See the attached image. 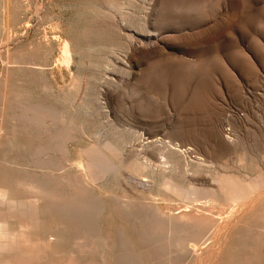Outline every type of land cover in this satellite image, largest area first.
<instances>
[{"label": "rangeland", "instance_id": "374dc122", "mask_svg": "<svg viewBox=\"0 0 264 264\" xmlns=\"http://www.w3.org/2000/svg\"><path fill=\"white\" fill-rule=\"evenodd\" d=\"M0 184L8 264H264V0H0Z\"/></svg>", "mask_w": 264, "mask_h": 264}, {"label": "bare ground", "instance_id": "6f19581e", "mask_svg": "<svg viewBox=\"0 0 264 264\" xmlns=\"http://www.w3.org/2000/svg\"><path fill=\"white\" fill-rule=\"evenodd\" d=\"M204 23V22H203ZM57 115V114H56ZM59 118V117H58ZM30 121V120H29ZM204 134V133H203ZM232 135V134H231ZM141 136V135H140ZM183 138V137H182ZM189 138V137H188ZM156 140V139H155ZM160 141V140H159ZM163 141V140H162ZM163 143H165V141H163ZM158 144V143H157ZM172 144V143H171ZM164 145H166V144H164ZM155 146H157V145H155ZM181 147V146H180ZM224 147V146H223ZM185 152H186V150H185ZM88 157H89V160H90V162L89 163H86V164H89V168H90V171H91V173L92 174H94L95 175V177H98L99 175H101V174H103L104 172H106V171H108L109 169H111V167H112V164H111V162L109 161V159L105 156V155H103V154H101V153H99V152H95L94 150H93V152L92 151H88ZM87 161V160H86ZM207 161V160H206ZM208 162H210V161H208ZM160 164V163H159ZM167 164V163H166ZM164 165V164H163ZM162 165H160V167H161ZM166 166V165H165ZM79 167H81V166H79ZM78 167V168H79ZM160 167H157V168H159L160 169ZM156 168V169H157ZM166 168V167H165ZM155 169V170H156ZM162 169H163V167H162ZM158 170V169H157ZM165 170H167V168L165 169ZM161 171V170H160ZM164 171V170H163ZM159 172V171H158ZM165 172V171H164ZM163 172V173H164ZM207 172V171H206ZM162 172H160V174H161ZM167 174V173H166ZM158 175H159V173H158ZM164 175V174H163ZM162 175V176H163ZM165 176V175H164ZM201 176V175H200ZM188 177V176H187ZM98 178H100V177H98ZM97 178V179H98ZM171 178V177H170ZM191 178V177H190ZM94 179V178H93ZM133 179V178H132ZM207 179V178H206ZM236 179V178H235ZM100 180V179H99ZM136 181V180H135ZM137 181H138V179H137ZM145 180H142V182L141 183H143V184H145L146 182H144ZM25 182V181H24ZM29 182V181H28ZM23 183V182H22ZM21 183V184H22ZM26 184H27V182H25ZM31 183V182H30ZM46 183V182H45ZM94 183H96V182H94ZM139 183V182H138ZM150 183V182H149ZM222 186H221V184L219 183V185L220 186H218V187H221V188H217V190L220 192V193H227V194H229V195H231V196H238V195H240L241 194V192H242V190H241V188L238 186V185H236V183H234V182H232L231 180H229V179H223L222 180ZM20 184V183H19ZM20 184V185H21ZM26 184L25 185H22L23 187H25L26 186ZM140 184V183H139ZM148 184V183H147ZM0 185H2V184H0ZM5 185V184H4ZM31 185V184H30ZM33 185V184H32ZM35 185V184H34ZM46 185H47V183H46ZM151 185V184H150ZM178 184H175V183H173L171 180H165V184H164V187L166 188V189H168L170 192L172 191V192H178L180 189L178 188V186H177ZM29 186V185H28ZM27 186V187H28ZM36 186V185H35ZM7 187L8 186H3V188L4 189H7ZM34 187V186H33ZM144 187V186H143ZM179 187H180V185H179ZM8 188H10V187H8ZM35 188V187H34ZM145 188V187H144ZM0 189H1V186H0ZM216 189V188H215ZM1 190H3V189H1ZM27 190V189H26ZM29 190V189H28ZM191 190V189H190ZM189 190V191H190ZM8 191H9V189H8ZM43 191V190H42ZM51 191V190H50ZM194 191V190H193ZM192 191V192H193ZM195 191H196V189H195ZM13 192V191H12ZM27 192V191H26ZM39 192V191H38ZM37 192V193H38ZM188 192V191H187ZM191 192V191H190ZM191 192V193H192ZM7 192H4V190L3 191H0V264H8V260L10 259V257L11 256H14V255H11L12 253L11 252H13V251H23L24 252V257H25V254H26V256L28 255H34V253H36V254H38V252H35V248H34V246L32 245V244H30L29 243V241H28V239H26V238H24V239H20V238H18L15 234H17V232L15 233V232H13L12 233V231L11 232H9L8 231V229H7V227H6V223H7V221H8V219H10V218H14V216L16 215L15 213H17V211L18 210H20V207H21V204H18L17 202H18V200H20V201H22V199H17V200H15V198H14V200L16 201H14L13 200V197L14 196H11L12 195V193L9 191L8 192V194H11V195H9V197L11 196L12 197V199H11V197L9 198L8 196H7V194H6ZM18 193V192H17ZM48 193V192H47ZM54 193V192H53ZM189 193V192H188ZM194 193H196V192H194ZM209 193V192H208ZM46 194V193H45ZM171 194V193H170ZM215 194V191H212L211 192V194L209 195V196H211V195H214ZM260 194V193H259ZM18 195V194H17ZM16 196V195H15ZM25 196V195H24ZM253 196V195H252ZM185 197V196H184ZM251 197V196H250ZM239 199V198H238ZM254 199V198H253ZM24 200V199H23ZM224 200V199H223ZM19 201V202H20ZM248 201H250V200H248ZM252 201V200H251ZM250 201V202H251ZM253 202H255L254 200L252 201V203ZM183 203V202H182ZM231 203V202H230ZM233 203V202H232ZM231 203V204H232ZM242 203V202H241ZM240 202H239V204H238V206L239 205H241V207H244V208H246V205L244 206L243 204H245V203H248L247 201H245L244 203H242L241 204ZM185 204V203H184ZM235 204V203H234ZM233 205V204H232ZM243 205V206H242ZM27 206V205H26ZM235 206H237V204L235 205ZM234 206V207H235ZM249 206V205H248ZM236 208H238V207H236ZM251 208V207H250ZM1 210H4L5 211V216L4 215H2V211ZM29 210V209H28ZM234 210V209H233ZM246 210V209H245ZM241 211V210H240ZM65 212V211H64ZM80 212V211H79ZM234 212V211H233ZM232 212V213H233ZM246 212V211H245ZM15 214V215H14ZM229 215V214H228ZM232 214L230 213V216H231ZM237 215V214H236ZM239 215V214H238ZM240 215H242L241 214V212H240ZM75 217L77 216V215H74ZM233 216V215H232ZM64 217V216H63ZM62 217V218H63ZM79 217V216H78ZM240 217V216H239ZM239 217H236V219L237 218H239ZM234 218V217H233ZM76 219H77V217H76ZM79 219V218H78ZM230 219H232V217L230 218ZM218 220V219H217ZM11 221V220H10ZM225 221V220H224ZM234 221V220H233ZM76 222H78V221H76ZM227 223H228V225L229 226H231V224H229V222L228 221H226ZM226 222H224L225 224H226ZM234 223H236V222H234ZM233 223V224H234ZM17 224V223H16ZM16 224H14L15 226H17ZM224 224V226L226 227V225ZM19 225V224H18ZM35 221H30L28 224H23V225H20V230H22V232L23 231H25V230H28L29 228H32V227H35ZM227 225V227H229ZM233 226V225H232ZM231 226V227H232ZM221 227V226H220ZM222 227H223V225H222ZM12 228H13V226H12ZM16 227H14V229H15ZM78 228V227H77ZM233 228V227H232ZM232 228H230V229H228V231L226 232L227 234H229L230 233V231L229 230H231ZM217 229V228H216ZM223 229L225 230V229H227V228H224L223 227ZM221 230L222 232H224V230ZM218 230L220 231V229H217L216 231L218 232ZM254 230V229H253ZM30 231V230H29ZM220 231V232H221ZM19 232V231H18ZM47 232V231H46ZM216 232V233H217ZM229 232V233H228ZM31 233H32V231H31ZM30 233V234H31ZM215 234V233H214ZM219 234V233H218ZM222 234H224V233H221V236H222ZM44 235H46L47 236V234H44ZM33 235L31 234V239L33 238L32 237ZM43 236V235H42ZM220 236V235H219ZM228 236V235H227ZM227 236L225 235L224 237H226L227 238ZM47 237H49V236H47ZM50 237H53V236H50ZM49 237V238H50ZM212 237H214V236H212ZM216 237H217V235L214 237L215 238V240H217V242H218V240L221 242V238H223V236L220 238V237H218V238H220V239H216ZM41 238V237H40ZM30 239V240H31ZM225 239V238H224ZM224 239H222V242H224V243H226L225 242V240ZM34 240V238L31 240V241H33ZM39 240V239H38ZM43 240H44V238H43ZM45 240H48V239H45ZM215 240H211L212 242H213V250L215 251V248L217 247V246H219V244L215 247L214 245L216 244H214V241ZM40 241H42L41 239H40ZM51 241V240H50ZM52 241H54L53 240V238H52ZM193 241H195V240H193ZM210 241V240H209ZM43 243V242H42ZM199 243V242H198ZM44 244V243H43ZM189 244V243H188ZM191 244V243H190ZM194 244V243H193ZM202 244V243H201ZM212 243H210L209 245H211ZM184 245V244H183ZM195 245V244H194ZM208 245V248H210L211 246H209ZM195 246H197V244L195 245ZM225 246V245H224ZM224 246H222L223 248H224ZM186 247L188 248V246H187V243H186ZM193 247V246H192ZM43 248V247H42ZM199 248V247H198ZM207 248V249H208ZM218 248V247H217ZM189 249H190V246H189ZM192 249V248H191ZM196 249V248H195ZM201 249H203V248H201ZM206 249V250H207ZM222 249V248H221ZM38 250V249H37ZM205 250V249H204ZM210 251H211V248L209 249ZM219 250L220 249H218V253L217 254H219ZM223 250V249H222ZM39 251H41V250H39ZM192 251H193V249H192ZM196 251V250H195ZM200 251H202V250H200ZM43 252V251H42ZM41 252V253H42ZM206 252V251H205ZM204 252V253H205ZM208 252V251H207ZM212 252V251H211ZM211 252H210V255H211ZM217 252V251H216ZM13 253H15V252H13ZM40 253V252H39ZM47 253V252H46ZM191 253V252H190ZM209 253V252H208ZM220 253H222V251L220 252ZM196 254V253H195ZM206 254V253H205ZM216 254V255H217ZM16 255H17V253H16ZM190 255V254H189ZM199 255V254H198ZM208 254H206V256H207ZM210 255H208V257L210 256ZM17 256H19V255H17ZM35 256V255H34ZM41 256H42V254H41ZM46 256V255H45ZM44 256V257H45ZM200 257H201V255H199ZM212 256V255H211ZM20 257V256H19ZM18 257V258H19ZM75 257H76V255H75ZM196 258V255L194 256L193 255V258ZM202 257H204V256H202ZM201 257V258H202ZM216 258L218 257V256H215ZM215 257H214V260H215ZM17 258V259H18ZM32 258V257H31ZM192 258V259H193ZM211 257H209V259H210ZM21 259V258H20ZM26 259V258H25ZM27 259H29V258H27ZM38 259H39V257H38ZM38 259H36V261L38 260ZM207 259V257L205 258V259H201V260H206ZM14 261L16 260V259H13ZM40 260V259H39ZM39 260L37 261V263H39ZM194 260H196V259H194ZM217 260V259H216ZM40 261H42V260H40ZM45 261V260H44ZM47 261V260H46ZM189 261H191V260H189ZM207 261V260H206ZM16 262H18V261H16ZM21 262V261H20ZM30 262V261H29ZM198 262H200V259L198 260ZM203 261H201V263H202ZM31 263L33 264L34 262H32L31 261ZM41 263V262H40ZM46 263V262H45ZM44 262H43V264H45ZM76 263V262H75ZM194 263V262H193ZM205 263V262H204ZM22 264V263H21ZM23 264H24V262H23ZM25 264H27L26 262H25ZM190 264V263H189ZM196 264V263H195ZM200 264V263H199ZM209 264V263H208Z\"/></svg>", "mask_w": 264, "mask_h": 264}]
</instances>
